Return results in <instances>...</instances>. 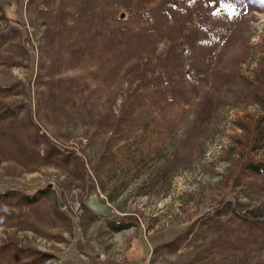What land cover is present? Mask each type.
Here are the masks:
<instances>
[{
    "label": "rangeland",
    "instance_id": "374dc122",
    "mask_svg": "<svg viewBox=\"0 0 264 264\" xmlns=\"http://www.w3.org/2000/svg\"><path fill=\"white\" fill-rule=\"evenodd\" d=\"M214 1L158 0L133 22L135 0H104V21L86 0H51L46 12L0 0V34H9L0 85L17 83L6 103L25 123L0 121V193L49 189L35 207L3 211L0 242L49 255L44 264H264V245L242 243L247 228L235 215L264 228L260 181L244 171L264 162V0ZM219 3L220 14H207ZM108 27L123 30L114 51L73 57ZM146 62L187 109L170 127L144 108V129L125 142L111 111L121 114L133 86L127 71ZM49 141L75 152L83 172L41 164ZM93 194L110 219L85 205ZM209 218L219 230L203 226ZM125 219L128 229L110 228ZM32 260L8 254L0 264Z\"/></svg>",
    "mask_w": 264,
    "mask_h": 264
},
{
    "label": "trees",
    "instance_id": "16d2710c",
    "mask_svg": "<svg viewBox=\"0 0 264 264\" xmlns=\"http://www.w3.org/2000/svg\"><path fill=\"white\" fill-rule=\"evenodd\" d=\"M158 0H135V2L130 3L127 6V20L136 21L137 18H142L144 14L146 17H149L152 12H150L151 6ZM174 4H178L176 0H171ZM211 0H207V4L211 3ZM214 1V0H213ZM51 0H29V3L34 8H38L41 12H46V9L50 8ZM215 2V1H214ZM86 3L89 5L90 9L95 13V15L101 16V21H104L105 17L102 14L105 10L104 0H86ZM219 8H212L207 11V14H220L221 3H219ZM88 7V8H89ZM150 7V8H149ZM176 6L172 5L170 8L173 11ZM89 11L88 13H90ZM165 17H167V11L164 12ZM170 14V13H169ZM122 15L119 18H112L113 21L121 22ZM199 23L201 20L198 21ZM110 23V22H109ZM107 23V26L108 24ZM98 35H102V42L99 43ZM9 39V34H0V47L6 43ZM123 40V30H119L116 27L108 29L105 31H100L97 33V36H94L92 39L88 40L85 45L80 46L77 50H73V57H79L80 59L87 60L96 52H107L114 51L116 45ZM148 63H139L135 67L130 68L127 71V76L132 75L133 80L131 81L132 85L127 91L125 100L122 103L121 114L119 116H114L113 111H111V116L113 118L112 128L114 129L113 134L116 135L121 133V139L127 141L128 138H132L136 135L137 132L144 129L143 126V115L142 113L144 108H147L150 111H153L156 118H158L163 124L170 127L174 126L175 113L178 110L186 111V106L183 102L177 100V98L172 95L174 88L172 87L171 81L168 80L166 85L161 81L163 80L162 76L157 75L153 72L146 70ZM129 78H123V83H129ZM20 92L18 91V85L11 84L8 86L0 85V121H9L10 124L18 123L20 126H23L25 123L21 120V107L12 106L6 103V100L12 96H18ZM29 122L33 127H36L38 131V138L46 137L43 133L38 130L35 125V120L33 116L29 117ZM142 128V129H141ZM49 151L46 157L40 158L39 161L41 164L49 165L51 163H57L58 166L62 164V167H65V171L70 168L72 164H75L77 172H83L84 165L82 164L80 158L73 151L66 150L62 151L57 148L55 145L49 141ZM62 157V158H61ZM56 161V162H54ZM244 171H248L251 176L259 179L260 187L258 191L260 194L264 193V162L255 164L253 162H248L244 166ZM234 171L231 172V175ZM84 179V177H83ZM228 181L225 182V186H228ZM49 192V189H44L37 191L35 193L29 194L17 189H6L4 192L0 193V226L2 225L3 211L6 208H19V207H35L40 204L42 198L45 194ZM94 193V192H93ZM92 194V193H90ZM237 221H240L242 226L245 225L247 228L246 240L242 243H246L249 249H254L258 245H264V228H261L260 223L255 224L253 221H249L247 218L241 216L237 212L235 213ZM131 219H125L121 221L111 222L109 224L110 228L119 233L125 229L129 228ZM124 221V222H122ZM204 227L214 228L216 231L219 230L218 222H213L212 218L205 219L203 224ZM254 232H256L254 234ZM259 233V234H257ZM139 238H143L140 234ZM188 238V237H187ZM238 239V238H237ZM239 243H241L238 240ZM9 254L11 259H22V258H32L30 264H44L50 260V256L44 253H41L32 248H22L17 243L12 241H1L0 242V260L5 258Z\"/></svg>",
    "mask_w": 264,
    "mask_h": 264
},
{
    "label": "water",
    "instance_id": "95a60500",
    "mask_svg": "<svg viewBox=\"0 0 264 264\" xmlns=\"http://www.w3.org/2000/svg\"><path fill=\"white\" fill-rule=\"evenodd\" d=\"M124 15H122V19ZM85 205L97 216L103 219H110L113 216V210L109 204L100 199L96 194L86 198Z\"/></svg>",
    "mask_w": 264,
    "mask_h": 264
}]
</instances>
